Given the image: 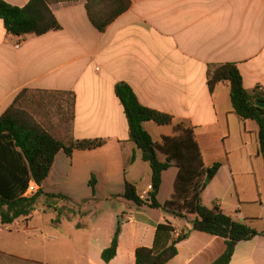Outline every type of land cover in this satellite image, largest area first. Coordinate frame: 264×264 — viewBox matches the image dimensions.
Returning a JSON list of instances; mask_svg holds the SVG:
<instances>
[{
  "label": "crops",
  "instance_id": "0c3cea01",
  "mask_svg": "<svg viewBox=\"0 0 264 264\" xmlns=\"http://www.w3.org/2000/svg\"><path fill=\"white\" fill-rule=\"evenodd\" d=\"M3 1L23 6L29 0ZM47 3L60 24L57 30L14 35L0 19V115L23 88L57 93L67 118L60 116L58 124L45 129L65 142L101 137L106 143L70 156L59 150L42 189L45 183L78 180L90 188L89 198L110 199V190L101 186L100 191L99 184L120 182L124 191L127 180L146 199L150 167L128 138L114 92L117 82H126L142 105L173 117L171 124L142 123L157 146L164 137L177 135L174 126L182 124L192 129L204 166L221 163L205 181L202 202L218 205L259 232L236 243L228 264H264V217L247 211L240 201L226 210L216 197L209 204L204 199L215 181L233 184L236 194L241 184L253 182L257 199L252 202L264 209V155L258 151L257 125L233 111L227 83L212 91L206 83L208 64L233 62L244 88L259 87L264 93V0H130L104 31L90 23L85 0ZM157 156L166 159L159 149ZM177 171L171 165L162 172L160 204L172 198ZM164 187L167 197L160 199ZM65 192L53 194L68 200L71 193ZM137 208L142 214L130 212L121 222L116 254L108 262L101 252L110 244L112 225L104 231L88 209L64 213L63 206L59 214L55 208L43 216L33 210L27 218L0 224V264H135L136 248L151 247L155 225L165 221L174 227L173 236L189 232L166 264H209L224 250L223 238L191 229L193 217H176L145 204Z\"/></svg>",
  "mask_w": 264,
  "mask_h": 264
},
{
  "label": "trees",
  "instance_id": "16d2710c",
  "mask_svg": "<svg viewBox=\"0 0 264 264\" xmlns=\"http://www.w3.org/2000/svg\"><path fill=\"white\" fill-rule=\"evenodd\" d=\"M129 6L130 0H85L88 19L99 31H104ZM0 19L6 31L14 35H40L60 28L47 0H29L23 6L0 0ZM206 83L210 91L219 83L228 84L233 111L241 119H250L256 123L258 151L264 155V108L257 105L259 101H264V93L259 87L251 91L244 88L242 76L233 62L208 64ZM28 91L27 88L20 90L0 115L2 225L10 224L18 217H29L41 195L47 200L67 199L62 194L44 192L41 187L59 150L70 156L74 150H92L106 143L101 137L72 139L67 142L56 138L32 113L21 107V99ZM114 92L126 117L128 138L135 143L141 158L147 161L150 167L151 190L146 199H142L134 185L127 180L124 181L123 197L137 206L145 204L150 208H160L176 217H193L190 221L192 230L224 240V250L209 264H228L236 243L250 239L259 232L244 221L233 219L218 205L209 207L202 202L201 194L206 187L205 180L213 178L221 163L216 161L204 166L192 129L182 124L174 126L177 135L164 137L162 144L157 146L142 123L151 120L158 125L171 124L172 115L142 105L126 82H117ZM158 149L166 154L164 161L158 159ZM171 165L178 168L174 193L172 198L160 204L157 194L162 183V172ZM30 185H33L31 191ZM54 208L58 210V214L61 212L62 207ZM120 225L121 222L117 220L110 244L101 252V258L105 262L110 261L116 254ZM173 231L174 227L168 221L157 223L152 246L136 248L135 264H166L173 258L177 254V243L189 233L185 231L173 236Z\"/></svg>",
  "mask_w": 264,
  "mask_h": 264
},
{
  "label": "rangeland",
  "instance_id": "374dc122",
  "mask_svg": "<svg viewBox=\"0 0 264 264\" xmlns=\"http://www.w3.org/2000/svg\"><path fill=\"white\" fill-rule=\"evenodd\" d=\"M69 98L70 96H68V104ZM59 100H63V98L57 93L53 94L28 91L21 99L20 105L32 113L34 118L39 120V123L44 128H47L48 126L58 124L60 116L63 118L66 117V113L62 112L61 108H59ZM67 107L69 108V105ZM61 126L65 125L61 124ZM57 136L62 137L61 134ZM93 164H95V161ZM92 167L93 169L97 170L96 166ZM90 186L93 185L90 184ZM101 186H104V188L110 190L109 192L112 194L110 199H102L100 196L97 198H89L90 188L86 187L82 181L78 180H72L68 183L61 182L52 185L45 183L44 192L57 193L58 191H66L65 193H71V197L68 200L58 198H51L50 200H47L44 195H41L34 204V210H36L39 215L43 216L44 211L49 212V210H51L52 212L54 206L57 208L64 206V213H67L66 210L69 209L80 210L82 208H86L92 214L94 222L100 225L102 230L107 231L110 225H112V233H114L117 220L120 222L126 220V215H129L130 212L137 211L139 212L138 216L142 214L137 208L136 204L123 197V186L120 184V182H115L108 185L101 183L99 184L100 191ZM213 186V192L208 191L204 196L206 203L209 204V199L211 197H216L217 201L221 203L224 209L233 210V207L237 201H240L244 204V208L247 211L254 213L256 216L261 215L264 217V209L259 206L258 201L252 202L253 200L257 199L255 184L253 182H245L241 184L240 194H236L233 184H230L227 187L226 183L223 184L221 182L215 181ZM261 193L264 196V192L261 191ZM164 197H167L166 187H164L160 192V199H164ZM48 203L50 204L49 206L47 205Z\"/></svg>",
  "mask_w": 264,
  "mask_h": 264
},
{
  "label": "water",
  "instance_id": "95a60500",
  "mask_svg": "<svg viewBox=\"0 0 264 264\" xmlns=\"http://www.w3.org/2000/svg\"><path fill=\"white\" fill-rule=\"evenodd\" d=\"M257 105L260 106V107H262V108H264V101H259V102L257 103ZM209 180H210V179L207 178L205 181H206V182H209Z\"/></svg>",
  "mask_w": 264,
  "mask_h": 264
},
{
  "label": "built area",
  "instance_id": "2783aa9c",
  "mask_svg": "<svg viewBox=\"0 0 264 264\" xmlns=\"http://www.w3.org/2000/svg\"><path fill=\"white\" fill-rule=\"evenodd\" d=\"M15 46L18 47V46H19V43H17ZM148 189H149V191L151 190V185L148 186ZM29 190H30V191L33 190V185H30V186H29ZM146 197H147V195H146ZM142 199H143V198H142Z\"/></svg>",
  "mask_w": 264,
  "mask_h": 264
}]
</instances>
